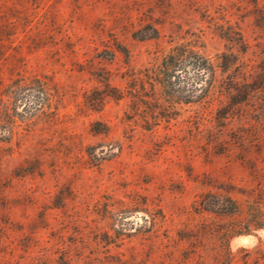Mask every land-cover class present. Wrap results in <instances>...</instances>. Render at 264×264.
Here are the masks:
<instances>
[{"label": "rangeland", "instance_id": "374dc122", "mask_svg": "<svg viewBox=\"0 0 264 264\" xmlns=\"http://www.w3.org/2000/svg\"><path fill=\"white\" fill-rule=\"evenodd\" d=\"M262 223L264 0H0V264H264Z\"/></svg>", "mask_w": 264, "mask_h": 264}, {"label": "trees", "instance_id": "16d2710c", "mask_svg": "<svg viewBox=\"0 0 264 264\" xmlns=\"http://www.w3.org/2000/svg\"><path fill=\"white\" fill-rule=\"evenodd\" d=\"M216 68L195 41L186 40L162 56L149 78L164 92L171 110L178 104L205 101L214 86Z\"/></svg>", "mask_w": 264, "mask_h": 264}]
</instances>
